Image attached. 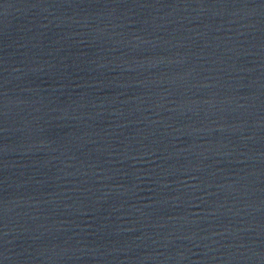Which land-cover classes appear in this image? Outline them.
Masks as SVG:
<instances>
[{
    "label": "water",
    "instance_id": "obj_1",
    "mask_svg": "<svg viewBox=\"0 0 264 264\" xmlns=\"http://www.w3.org/2000/svg\"><path fill=\"white\" fill-rule=\"evenodd\" d=\"M0 264H264V0H0Z\"/></svg>",
    "mask_w": 264,
    "mask_h": 264
}]
</instances>
